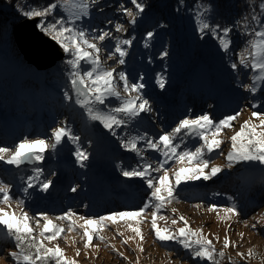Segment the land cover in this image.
Returning a JSON list of instances; mask_svg holds the SVG:
<instances>
[{
	"label": "rangeland",
	"instance_id": "rangeland-1",
	"mask_svg": "<svg viewBox=\"0 0 264 264\" xmlns=\"http://www.w3.org/2000/svg\"><path fill=\"white\" fill-rule=\"evenodd\" d=\"M137 2L144 4L143 12H139L131 0H98L91 4L87 15L75 21V27L82 28L90 41L105 31L109 33L104 41L95 40V43L100 48L102 66L115 69V84L122 96H109L105 104L96 107L108 112L119 107L123 97L137 95L124 92L123 81L119 79L121 72L129 83L145 85L139 95L148 100L151 110L134 117L118 114L125 123L111 129L102 121L90 119L87 109L76 102V89L71 83L76 69L67 63L73 58L69 53L65 52L63 60L45 69L27 63L21 54L12 26L19 19L16 16L25 17L22 13L30 6L9 8L0 4V8H8L11 14L6 13L0 19V147L14 150L25 139L54 143L52 131L59 127H67L71 135L79 137V140H72L66 136L55 148H45L43 160L33 157L20 165L0 161V181L9 185L11 196L5 204L0 194V208L15 213L16 217L26 212L37 240L43 239L47 247L58 244L65 256L76 260L77 264H213L211 260L194 257L179 240L163 241L155 236L151 214L156 211V201L151 198L152 190L146 179L126 177L123 172L142 170L146 164H151V178L157 180L164 169L159 172L155 169L164 163V168L170 170L169 183H174L173 170L182 165L173 158L166 159L162 151L148 148L147 141H155L160 134L170 132L182 119L207 114L218 122L240 113L232 122L233 127L225 128L217 137L223 141L220 147L205 152L204 158L210 161V166L219 165L222 171L209 180L182 181L175 187L170 203L157 213V225L176 233L185 226L180 220L183 216L191 230H202L212 241L217 264H264V165L240 161L228 167L227 160L231 151L230 137L246 120L259 124V119L252 117L253 111L264 112V79H255L264 74L240 63L242 55L249 65L252 63L249 41L254 38L253 30H259L252 16L257 15L264 22L259 8L264 1L242 0L233 8H227L224 3L218 11L210 2L180 6L173 11L167 10V16L161 14L164 21L157 19L146 0ZM161 2L166 3L165 0ZM124 9L132 10L134 24L133 17ZM79 14L80 9L69 2L67 7L59 5L56 12L44 18V23H52L58 15H63L71 26V17ZM204 23L211 28L202 32ZM117 24L123 25V30L117 31ZM216 25L232 29L224 37L230 41L228 49L217 37L219 30L213 31ZM149 32L153 33L151 37L147 35ZM124 40L132 43L124 44ZM117 46L126 53L122 57L123 64L119 63ZM233 63L238 67L233 68ZM90 67V61L80 62L81 71ZM161 81L164 87H160ZM250 85L256 91H251ZM208 135L211 138V130ZM132 141L136 142V151L124 147L126 142ZM174 142L179 144L178 151H187L195 150L203 140L198 132L185 130ZM41 147L44 146L33 145L31 150L38 152ZM77 151L86 154L87 159L78 158ZM184 165L191 166L187 161ZM36 168L42 169V173L29 187L28 178L37 176ZM45 180L52 181L47 190L41 186ZM73 188L76 190L72 191ZM146 204L149 205L144 211L149 215L146 220L140 222L138 217H128L118 218L115 223L106 222L99 235L93 236L91 247H82L86 241V237H82L79 242H73L76 250L71 254L68 248L71 231L68 229L72 228V223L59 217L74 213L72 219L79 225L83 223L80 217L139 212ZM231 207L239 214L224 211ZM41 213L65 229L56 240L45 239L50 233L40 236L45 223ZM161 216L164 219H160ZM36 219L40 220L39 225ZM173 220L177 223L173 224ZM140 223L147 224L144 232L150 237L143 241L129 227ZM133 236L136 238L128 239ZM225 237L230 240L227 248L224 247ZM100 243L107 245L106 251ZM138 245L144 250L140 251ZM249 250L251 255H248ZM13 251L20 249L5 226L0 225V260L4 264H16L8 255ZM24 251L34 254L35 248L25 241ZM221 251L223 256L219 255ZM121 252L123 256L119 255ZM37 264L43 262L37 261ZM46 264H55V261L50 259Z\"/></svg>",
	"mask_w": 264,
	"mask_h": 264
},
{
	"label": "snow or ice",
	"instance_id": "snow-or-ice-1",
	"mask_svg": "<svg viewBox=\"0 0 264 264\" xmlns=\"http://www.w3.org/2000/svg\"><path fill=\"white\" fill-rule=\"evenodd\" d=\"M71 2L74 7L80 9L79 15H74L71 17L72 25L69 26V20L63 15H58V18L52 23H44V18L49 17L50 14L56 12L59 5L67 7ZM98 0H59V3L50 2L43 8H34L23 11V15L27 18H41V23L39 24L40 29L47 34L51 35V38L57 41L62 47L63 51L69 53L73 58L68 60L67 63L72 65L76 71L72 73V85L76 89L77 93V103L82 107L87 109V114L90 119L102 121L104 126L111 129L114 125H121L125 123L124 119L119 118L118 114L123 113L127 117H134L139 115L140 112L150 111L149 102L147 99H144L142 95H139L141 90L145 87L143 83H129L125 73H119V79L123 81V90L124 92H136V96L123 97V102L119 107L111 109L108 112L100 110L95 105L105 104L109 96H115L120 98L122 93L117 89L115 84V78L113 73L115 69H109L102 66V61L100 58V48L95 43V40L104 41L108 36V32H103L99 35L93 37V40L90 41L87 39V34L81 29L75 27V21L81 19L84 15L88 14V10L91 4L97 3ZM135 8L139 12L144 11V4L137 2V0H131ZM261 9V14L264 15V3L259 5ZM129 16H132V23H135V15L131 9H124ZM252 19L256 21L259 25V30H253V39L249 41L251 45V51L249 55L252 57V63L249 65L248 61L242 55L240 63L245 66H250L251 68L258 70L261 74H264V22L257 15H253ZM117 31L123 30V25L117 24ZM211 26L208 23H204L201 31L205 29H210ZM219 30V31H216ZM232 29L224 27L220 28L219 25H216L213 31H216L218 39H220L222 46L225 49H228L230 41L225 40L224 37H227ZM222 32V35L220 34ZM149 37L153 33L149 32L147 34ZM124 44H131V40H124ZM86 46V47H85ZM115 51L119 53L121 59L119 60L120 64L124 63L122 57L126 54L119 46L116 47ZM164 55H167L165 52ZM82 60L90 61L91 67L88 70H80V62ZM233 68H237L236 63L232 64ZM255 79H264V75L255 77ZM160 87H164L163 81L160 83ZM251 91H256V88L252 85L249 86ZM67 96V94H66ZM68 99H72L71 96H67ZM139 101V103H137ZM240 113L235 115H229L214 122L212 118L205 114L196 117L195 119H182L178 124L170 131L164 132L158 136V138L147 141V147L162 151L163 156L167 158H173L176 162L180 163L182 166L176 170H173L174 183H169V169L164 168V163H161L155 171L163 170V174L160 175L157 180L151 178V164H146L143 169H132L124 171L123 175L126 177H142L146 179L147 186L151 189V198H153L156 203L154 207L156 211L152 212V228L155 231V236L159 240H179V242L186 248L190 249L192 255L197 258H203L206 260L213 261V264H217L215 259L216 249L212 241L207 239L202 230H191L188 225L187 220L183 216L180 217V220L183 221L184 227L180 228L178 232L173 233L167 228L161 229L157 225V213L162 209L166 203H170L173 198V193L175 187L179 186L182 181L189 180H198L203 178L204 180H209L212 177L216 176L219 172L222 171V168L219 165H211L208 159H205V152H212L215 148H219L223 141L217 138L220 133L225 128L233 127V121L237 119ZM252 117L259 119V124L253 123L251 119L244 121L240 126L239 130L236 131L231 137V151L227 154L228 167H231L233 163H238L240 161H256L260 165H264V112L253 111ZM191 131L198 132L200 137L203 140V143L195 148V150L187 151H178L179 144L174 141L180 135L182 131ZM208 130H211V138H209ZM70 137L72 140H79V137L71 135L70 129L67 127H59L53 129L52 138L54 143L48 144L45 140L36 139V140H22L17 144L13 149L7 147H0V161H5L8 164L20 165L26 159L30 160L33 157L36 160H43V152L45 148H55L56 145L61 143L62 138ZM33 145H42L39 151L31 150ZM125 148H129L132 151L137 150V145L135 141L126 142L124 144ZM30 149L25 151V149ZM76 155L81 160H86L87 155L77 151ZM184 161L188 162V165H184ZM193 161L196 163L193 164ZM166 162V161H165ZM205 169H209L207 172ZM35 172L37 173L36 177H29V187L32 186V181L38 178V175L42 173V169L36 168ZM51 180H45L41 182V186L44 190H47L51 185ZM9 185L4 184L0 181V194H2L3 203L7 204L11 196L9 195ZM76 189L73 188L72 191ZM149 205H145L140 208L139 212H116L107 216L99 217H80V220L83 221L82 224H79V228L83 229V237H86L85 248L92 246V240L94 235H99L100 230L105 226L106 222L115 223L117 219H124L128 217H137L145 211ZM215 206H213V210ZM175 211V209H173ZM229 214L238 215V211L235 207L226 208L224 210ZM74 213L68 212L64 216L59 217V219H68L71 221L72 225H76V221L72 219ZM40 216L43 218L45 223L42 225L40 230V236L45 237V233H50L46 236L45 239L48 241L56 240L65 229L59 225L53 223L51 219L44 213H41ZM164 219V217H160ZM173 224L177 223L176 220L172 221ZM36 224H40V220L36 219ZM0 225L5 226L7 233L14 237L16 242V247L20 251L10 252L8 255L13 259L16 264L23 261L24 264H37V261L46 262L50 259L55 261V264H77L76 260H69L65 254L64 249H62L58 244L55 247H47L44 243V240H37L36 236L33 235L35 229L29 225V216L24 212L20 217H16L15 213H7L5 209L0 208ZM131 230L143 241L144 237L141 232L140 227H132L129 225ZM255 227V225H253ZM75 230V227L69 228L68 231ZM123 235V233H120ZM136 236L129 237V240H133ZM182 238V239H181ZM99 239L103 240V236H99ZM25 241L29 242L30 247L35 248V253L25 252L24 243ZM127 243V241H125ZM230 246V240L228 237L224 239V247L227 248ZM140 251H143L142 245H138ZM76 254L79 255L80 251L77 249ZM251 250H249L248 255H251ZM123 256L124 253H119ZM219 255L223 256L224 253L221 251ZM238 255L243 256V253Z\"/></svg>",
	"mask_w": 264,
	"mask_h": 264
},
{
	"label": "water",
	"instance_id": "water-1",
	"mask_svg": "<svg viewBox=\"0 0 264 264\" xmlns=\"http://www.w3.org/2000/svg\"><path fill=\"white\" fill-rule=\"evenodd\" d=\"M39 20L40 18H20L13 26V35L27 63L38 69H45L63 60L65 52L51 35L40 29Z\"/></svg>",
	"mask_w": 264,
	"mask_h": 264
},
{
	"label": "trees",
	"instance_id": "trees-1",
	"mask_svg": "<svg viewBox=\"0 0 264 264\" xmlns=\"http://www.w3.org/2000/svg\"><path fill=\"white\" fill-rule=\"evenodd\" d=\"M55 1L57 0H0V4L6 5L9 8H19L20 6H24V5H29L30 9H34V8H43L44 6H46L47 4H49L50 2L55 3ZM242 0H165V4L163 5L161 0H146V3L150 6L153 7L152 8V13L154 15H156L157 19H159L160 21H164L165 19L163 18L164 16H167L168 11H173L175 9V7H180V6H188L191 7V4H195V3H201V2H210V4L213 5V7L215 8V10L218 11L219 8H221V4L226 3L227 4V8L228 7H234V5H236L238 7L239 3ZM257 1H264V0H254V2ZM168 10V11H167ZM8 8H0V19L4 18V15H6V13L9 14ZM14 14V12H12ZM164 15L162 17V15ZM11 15V14H9ZM20 19L21 16H16ZM19 19H16L13 22V26L15 24V22ZM1 26V23H0ZM12 26V27H13ZM13 32V31H12ZM27 82V81H26Z\"/></svg>",
	"mask_w": 264,
	"mask_h": 264
},
{
	"label": "bare ground",
	"instance_id": "bare-ground-1",
	"mask_svg": "<svg viewBox=\"0 0 264 264\" xmlns=\"http://www.w3.org/2000/svg\"><path fill=\"white\" fill-rule=\"evenodd\" d=\"M23 18V17H22ZM149 215L145 212L141 213L138 217V220L141 222L143 220H146L147 217ZM70 221V220H69ZM71 222V221H70ZM72 225V224H71ZM141 227V232L143 234V237L144 239H148L150 238L148 234H146L144 231L146 230V228L148 227L147 224H142L140 223L139 225ZM75 227V230L71 231L70 233V236H69V239H68V248L71 252V254H74L75 250H76V246L74 245V241H77L79 242V240L83 237V229H80L79 228V225L76 223L75 226L72 225V228ZM143 227V228H142ZM45 245L47 246V243H45ZM101 247L103 248V251H106L107 250V245L106 244H103V243H100ZM82 247H85L84 245ZM0 264H4V262H2V260H0ZM20 264H24V263H21ZM87 264H90V263H87Z\"/></svg>",
	"mask_w": 264,
	"mask_h": 264
}]
</instances>
